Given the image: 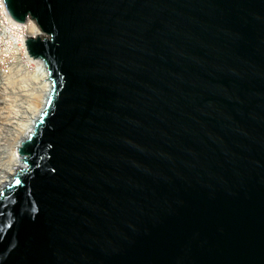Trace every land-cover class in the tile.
Wrapping results in <instances>:
<instances>
[{"label": "water", "instance_id": "obj_1", "mask_svg": "<svg viewBox=\"0 0 264 264\" xmlns=\"http://www.w3.org/2000/svg\"><path fill=\"white\" fill-rule=\"evenodd\" d=\"M3 1L51 89L0 264H264V0Z\"/></svg>", "mask_w": 264, "mask_h": 264}, {"label": "bare ground", "instance_id": "obj_2", "mask_svg": "<svg viewBox=\"0 0 264 264\" xmlns=\"http://www.w3.org/2000/svg\"><path fill=\"white\" fill-rule=\"evenodd\" d=\"M28 60L27 62L32 68H28L25 74L16 71L12 75H0V102L5 103V105L2 104L6 109L2 110L3 108L0 107V112H7L6 115H3L5 119H17V131H14L13 136L11 135L10 141L7 142L8 138H4L8 144L1 143L3 148L0 150V189L11 181L14 173L20 170L22 157L17 158L18 145L32 130L51 89L43 62L30 56H28ZM29 80L32 81L31 87L26 84ZM20 82L22 85H18Z\"/></svg>", "mask_w": 264, "mask_h": 264}, {"label": "built area", "instance_id": "obj_3", "mask_svg": "<svg viewBox=\"0 0 264 264\" xmlns=\"http://www.w3.org/2000/svg\"><path fill=\"white\" fill-rule=\"evenodd\" d=\"M39 28L31 19L14 20L8 13L4 1L0 0V75L8 76L14 72L26 73L28 64L25 39L41 35ZM31 57V56H30Z\"/></svg>", "mask_w": 264, "mask_h": 264}, {"label": "rangeland", "instance_id": "obj_4", "mask_svg": "<svg viewBox=\"0 0 264 264\" xmlns=\"http://www.w3.org/2000/svg\"><path fill=\"white\" fill-rule=\"evenodd\" d=\"M8 80H10V79L8 78ZM31 83H32V81L29 80L26 84L28 85V87H31ZM18 85H22V82H20V84H18ZM2 103L3 102H0L1 109L3 108L2 110H6L5 107H4L5 103H3L4 105ZM15 108H18V106H15ZM6 114H7V112H0V144L3 142L5 145L8 144L7 143L8 140L9 141L11 140V138H12L11 135L14 134L17 131V129H16V127H17L16 126L17 119H15V118L5 119V117H3V115H6ZM12 119H13V121H12ZM9 137H10V139H9ZM4 138L5 139L8 138L7 142H6V140H4ZM2 148H3V144H1L0 150Z\"/></svg>", "mask_w": 264, "mask_h": 264}]
</instances>
